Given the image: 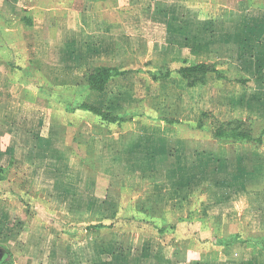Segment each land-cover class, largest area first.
Instances as JSON below:
<instances>
[{
    "label": "crops",
    "instance_id": "0c3cea01",
    "mask_svg": "<svg viewBox=\"0 0 264 264\" xmlns=\"http://www.w3.org/2000/svg\"><path fill=\"white\" fill-rule=\"evenodd\" d=\"M229 1L0 0V264H68V259L78 258L76 246L70 257L55 255V248L65 243L59 241L41 262L39 250L33 254L40 247L39 237L30 233L20 242L17 237L12 240L4 234V230L10 231L14 226L10 217L19 215L22 207L26 210L20 199L33 192L29 186L32 179L39 174L40 179L47 177V182L56 169L59 176L61 169L73 172L71 161L77 164L76 176L69 183L68 173L60 176L64 181L58 185L59 192L54 189L59 197L62 195L65 201H71V206L74 204L72 207L78 211L76 219L95 208L98 215L89 222H101L106 219L98 211L103 206L110 215L115 213L109 201L96 196L95 188L100 170L113 173L115 166L121 164L131 171L128 177L122 176V185L130 183L125 180L136 171L142 178L149 174L156 200H169L177 215L190 213L196 217L193 219L209 223L212 231V237L210 234L205 241H179L172 236L166 242L165 236L153 238L150 234L127 244L110 232L102 242L94 240L91 255L82 260L86 264H264V248L251 244L264 236V135L261 144L220 143L211 133L206 140L204 134L208 130L197 127L198 113L195 124L193 114L192 123H188L191 132L179 137L174 128L179 127L180 117L175 116L173 122L156 120L160 111L153 106L157 102L162 106L168 103L164 98L175 96V92L182 90L179 85H183V91L191 97L201 92L202 98L198 100L214 109L208 81L200 90L184 85L186 81L175 72L157 80L149 72L165 60L190 62L210 53L217 60L240 64V77L251 88L249 92L248 86L237 83L231 92H224L219 89L220 83L214 84L219 98L225 96L223 100L229 102L230 108L236 109L240 104L249 110L231 118L254 119L260 125L254 129L255 134L264 128V12L256 15L264 10V0H235L234 8L225 10ZM213 12L221 18L217 19ZM97 66L116 67L123 73L111 76L103 91L92 90L86 79ZM145 92L151 96L147 97ZM158 94L157 101L153 97ZM82 102L102 108L107 104L112 113L125 111L130 105L140 108L134 110L137 112L131 120L121 124L119 132L112 134L98 116L83 112L85 119L77 127L87 130V136L74 131L71 146L64 109L66 104L73 107ZM192 140L196 142L187 147ZM204 141L216 143V148L203 144ZM85 143L94 150L96 143L102 148L99 165L72 154L73 150H85ZM140 144L145 148V159H129L130 153L140 152L136 151ZM125 155L127 159H121ZM6 174L14 177L3 180ZM158 175H165L170 181L167 198L163 192L167 187L153 179ZM83 179L88 183L82 195L86 202L80 198L82 192L76 191ZM37 196V205L42 208L45 199ZM241 196L250 199L247 205L242 204L250 218H236L242 209L238 207ZM47 198L51 199V194ZM30 199L34 198L30 195ZM232 202L235 217L228 222L225 205ZM136 207L139 214H157L154 208L160 209L159 204L153 206L142 200ZM35 210L31 206L30 215L35 216ZM213 217L221 222L214 224ZM33 226L34 223L32 230ZM241 231L247 232V237ZM233 234L249 239V243L216 244V239ZM20 246L21 254L27 258L21 262V255L15 252ZM29 247H34V252H28Z\"/></svg>",
    "mask_w": 264,
    "mask_h": 264
},
{
    "label": "rangeland",
    "instance_id": "374dc122",
    "mask_svg": "<svg viewBox=\"0 0 264 264\" xmlns=\"http://www.w3.org/2000/svg\"><path fill=\"white\" fill-rule=\"evenodd\" d=\"M234 2L235 0H230L229 2H227L226 3L227 8L225 10L234 8ZM220 9L222 10V8ZM251 11L249 13H251ZM263 12L264 10L262 8L258 11L256 15L258 16V14H263ZM213 14H215V12H213L212 15ZM215 17L217 19L221 18L220 14H215ZM249 25L256 26L257 24L249 23ZM261 37H264V33H262ZM209 55H206V57L204 58L200 57V59L198 60H203V59L208 60V58H211V56ZM198 60L194 59L192 62L198 61ZM215 60H217L216 57H215ZM182 62L183 61L181 60H178L177 62L173 61L171 63L168 60L163 61V63H167V64L170 63L173 67L177 65L178 66L182 65ZM217 63H218L219 68L226 70V72L228 73V76L230 77V80L228 82L222 83V82H219L218 80L217 82H215L216 79L214 78L213 75H210L208 77L207 81L209 82L208 85H210L209 88H211L210 95H212L211 102L213 105L211 108H214V109H210V106L205 104V102L202 103L200 100H198V97L202 98L201 92H199L200 93L199 95L196 94V97H191L190 94H186L185 91H183L186 89V87L183 88V85L182 86L179 85V88H182V90L180 89V91L175 92L176 95L172 96L171 98L170 97L168 98L167 96L164 98L165 100H168V103H165L163 106H162V103H159V102L155 104L152 103L153 106L157 107V110L160 111V112H157V116L155 117V119L156 120L162 119L166 122L167 121L170 122L174 120L175 116H179L181 119L180 125L179 127L176 126L174 129H176V132H178L177 135L179 137H186L183 133L191 132L190 130L191 125L188 123H192V119H193L192 114L193 116L195 115L194 122H193V124H195V120L197 118L196 116L198 115V113H201V112L208 113V115L205 118H203V122L207 126L213 123V120L215 118L219 120H227L231 118L233 115H241L243 112H249L248 109H245L244 105L241 106L240 104H238V107L236 109L230 108L229 102L228 101L225 102V100H223L225 96L222 95V97L219 98V94L217 92L219 89L224 90V92H227L229 90L231 92V90L235 89V84L239 82H234L233 80H235L236 74L240 76V73L238 72V70L240 68L242 69V66L240 64L236 65L233 62H226L222 60H217ZM151 68L153 69V67ZM247 82L248 81L245 80L243 84L245 86H248L247 91L251 92V88H249L250 86L247 84ZM217 83L218 84L220 83L222 85L221 86L222 88L219 87V89H217L216 86L214 85ZM185 84L186 83L184 82V85ZM195 87H198V89H200V87H203V86H195ZM237 89L239 90L240 88H236V90ZM200 90H203V89H200ZM197 91L198 90H196L195 92ZM252 91H254V87ZM144 94H146V92ZM147 95L151 96L150 93H147L146 96ZM224 95H229V93H226ZM158 96H160V94L156 96L157 98L156 97H153V98H155L158 101L160 99ZM66 105L67 106H66V109H64V112L67 113L65 117L67 118L68 123L70 125V129H69L70 135L68 138L69 139L68 144H70L71 146H74L73 141H72V136H73L74 131L78 132L77 135H80L81 133L84 136H87L88 131L82 127L81 128H79V126L77 127L79 121L85 119L83 112L76 110L77 105L73 106L75 108H73L72 105L70 104H66ZM106 106L107 104H105L103 109L108 111L107 109L108 106L107 107ZM203 106H205L204 109H207L206 111L203 110ZM239 106L241 108H239ZM70 107H71V110L69 109ZM137 108H140V107H137L136 105H130L129 107H127L125 111L114 113V114L123 115V117L127 118L126 121H128V120H131L135 116L137 111H134V110L135 109L137 110ZM212 117L214 118L213 120H212ZM236 118H239V117H236ZM244 118H250V117H244ZM253 123H254V129H256V127H260L259 123L255 124L254 119H253ZM71 124L73 125L71 126ZM105 125H106V130L108 131L110 129L111 134L112 132H115V131L119 132L121 130V127L117 129H113L111 125H108V124H105ZM140 134H145V132L141 131ZM204 136H205L204 138H207L206 140H208L210 138V131H207L204 134ZM195 142L194 140L187 142V147H191ZM204 143L208 145L210 148H213V147L216 148V143L214 142L204 141L203 144ZM85 145H84L85 150H81V151L73 150L72 154L74 155V157L75 156L86 157L90 159L88 160V162L92 161L93 164L99 165L98 157L100 156V153H101V150L99 149L101 147L98 146V143H96V146L94 145L95 147V150H94L93 148L87 147L88 144L85 143ZM140 145H141L140 148L136 149V151H140V152L136 153L134 151L130 153V155H128L129 159H132V160L134 159L135 161L139 159L141 160L145 159L144 157L145 148H142V144ZM68 154L70 153L68 152ZM93 155H96V157L94 158ZM121 159L123 160L127 159V156L125 155V157ZM70 167L74 169L73 172H67L68 169L66 170L61 169L60 171V173L62 174L60 176H63V175L65 176V174L68 173L66 177V181H68L67 183L72 181V178L76 176L75 172L78 168L76 162L73 163V161H71ZM18 170L24 171L26 169H18ZM54 173H55L54 175L51 174V176L48 177L47 182H44L45 180L44 178H47V177H43V179H40L39 174L38 176H35V179H32V183L29 186L33 192H30L31 194L29 193L28 195L24 194L23 198L20 199V202H22L23 205H25L26 210L24 209V207H22L23 210L19 213V215L10 217L13 219L14 226L12 229H10V231L4 230V234L7 235L9 239L11 238L12 240H14L17 237L18 241L20 242L25 241L30 233L39 237L40 240H38V242H40L39 244L40 247H38L37 250L35 248V252H34V247L33 249L29 247L26 250L28 252L33 251L34 252L33 254L35 255H36V252L39 250L38 256L41 258L40 260L41 262L45 261L44 259L48 255L51 247L55 244V242L59 243V241H63L65 242L64 245L61 244V246H57L55 248L56 249L55 255L62 256L64 258L65 256L70 257V251L72 250V252H74L78 248L77 251H75V254L77 252L78 258L72 257V259L70 258L68 259V262L67 261L66 262L68 264H71V263L72 264H86L82 260H84L85 257H87L88 255H91L93 249L95 248V244L93 243L95 242L94 240H96L97 242H100V241L102 242L103 237H105V239L108 238L110 235L109 234L110 232H112L111 235H113L114 233L117 234V237L120 238L121 241H124V243L126 244L129 242L135 243L138 237H141V239H146L147 237H150V236H152L153 238L159 237V236L160 237L165 236L166 242H168V240L171 239L172 236L178 240L183 237H186V239H193V240H199V241L208 240L210 237V234L212 237V231L210 229V224L207 223L206 221H200V220L193 219L196 217H192L191 215H189L190 213H187L184 210H183L184 214L177 215L176 212L172 209L171 204L168 203L169 200H156L155 196L153 195L154 188L152 184L149 183V181H151L150 179L151 177L149 174L148 176L146 175V177L142 178V174L139 173V171H136L135 174L132 171V174L134 175L132 177H129L127 180H125L126 182H130V183H126L125 185L124 184L122 185L120 181L122 176L128 177V174L131 173V171L129 172L128 169H123V166L121 164L115 166L113 173H108L106 171L103 172L100 170V173H98L99 175L98 182L96 184L98 185V187L97 189L95 188L96 196L98 198H105V201H109L110 202L109 206H112L111 209L112 210L114 209L115 213L110 215V212L104 209V206H103V208H100L98 211H99V214L103 216V218H106V219L101 220L102 223H104V225L106 226L99 230L86 228V226L89 225L87 222H89L90 220L94 221L98 215L94 212L95 208L86 210V212L82 215L83 218L76 219L77 216H74V215H77L78 211H76L75 207H72L74 204L71 206L70 205L71 201H65L62 198V195L60 196L61 198L59 197V195H57L59 194L57 193V191L59 192L58 185L59 183H61L63 179L62 177L58 175V169H56ZM7 177L13 178L14 176L9 177V175L6 174V177L3 180H5ZM82 178H85V176H82ZM154 178L157 182L162 183V185H165V187H167V188H164L163 190L164 197L167 198L169 196V193L167 192L170 191L169 189L171 186L168 177H166L165 175L164 176L158 175L156 177H153V179ZM87 184L88 183H86V181L84 180L83 183L81 182V185L79 186V190H76L77 193L78 191L79 193L82 192L80 198H82V201L84 202H86L85 200L86 197L82 195L86 193L87 186H88ZM54 187L57 189V191H55ZM195 189H196V192L199 191L198 187H196ZM37 194L40 195L41 197H44L45 200L43 204L45 205V207L43 206V204L40 205L42 206V208L38 207L37 204H39L40 201H38ZM50 194H51V199H48L47 196L49 197ZM30 195L34 198L33 200L30 199ZM53 195H56V197H53ZM67 197L70 198V196L68 195ZM141 200L145 202H149L153 206L159 204L160 209L159 208L156 209V207L154 208L157 211V214H154L155 211L149 212L148 214L147 213L139 214V212L136 210L137 209L136 205H138ZM248 200L250 199L241 196V201H239L240 205H238V207H242V209L239 211L240 216H236V218H242V219H245L246 217L250 218V214H248L247 211L246 212L243 211L245 205L242 206L243 203H246L247 205ZM16 201L17 199H15V201L13 202L14 205ZM256 203L257 202H254V204ZM76 204H78V201L76 202ZM196 205H197V202H196ZM31 206L32 208L34 207V209H36L35 216L30 215L29 208ZM233 206H235L234 202L225 205L227 209V214H228L226 216V219H228L227 220L228 222L231 221L230 218L234 219L235 217L234 216L235 213L232 212L234 211ZM91 214H95V215H91ZM262 217H264V215ZM198 219H202V218L198 217ZM214 219H215L214 224L216 225L217 223L221 222V221L218 222V220H216V217ZM33 223H34V226L32 230L31 225ZM89 223L91 224L93 222H89ZM185 223L186 224L188 223L190 226L185 225ZM204 223H207L206 224L207 226H205ZM178 224L180 225L184 224V225L183 227L180 226L176 229L175 225H178ZM240 226H238L237 229H239ZM229 228L231 230L234 229L233 226H230ZM159 229H164V231L160 232ZM175 232H177V237L174 235ZM246 233L247 232L245 231H241V234L244 238L247 237ZM126 237H128L129 239H126ZM30 238H32V236ZM76 241L78 243H75ZM105 242L106 240L103 241V243ZM74 246H76V249ZM21 251H23V248L21 246L16 248V251H15L16 253L21 255L20 262L25 261L27 259L25 258L24 255L21 254ZM217 252L218 251L214 253L217 254ZM7 254H10L9 250L7 251ZM78 259H81V260L78 261ZM64 260L65 259H63V261Z\"/></svg>",
    "mask_w": 264,
    "mask_h": 264
},
{
    "label": "trees",
    "instance_id": "16d2710c",
    "mask_svg": "<svg viewBox=\"0 0 264 264\" xmlns=\"http://www.w3.org/2000/svg\"><path fill=\"white\" fill-rule=\"evenodd\" d=\"M211 58L208 60H198L191 63L182 62V65L172 67L171 64H160L158 66H153V71L150 72L152 79L157 80L160 78H166L175 72L179 77L186 81L188 87L195 86H204L207 83L208 76L212 74L216 80L219 82L225 83L230 80L226 70L219 68L217 61L215 60V55L210 54ZM122 71H119L116 67H107V66H97L90 72L87 76L88 87L92 90L103 91L106 83L109 78L113 75L122 74ZM234 82L243 83L244 78H241L236 74ZM76 110L82 112H90L99 117L100 121L105 125H111L113 129H117L121 124L127 120L123 115H117L111 113L107 110H104L99 105L90 104L87 102H82L77 105ZM208 115L206 112H201L197 122V127L210 131L211 137L220 143H256L261 144L262 137L264 135V128L260 130L258 134L254 133V123L251 118H231L228 120H219L212 117L213 123L205 125L203 118ZM174 120L170 121L173 122ZM108 133H111L110 129ZM3 171V170H0ZM199 223V222H198ZM184 224L175 225L176 229L178 227H183ZM185 225L190 226L188 223ZM104 223L98 222L95 224H89L86 228L92 229L97 228L101 229L105 227ZM160 232H163L164 229H159ZM176 231V230H175ZM177 237V232L174 234ZM186 239L183 237L179 240ZM249 240V239H248ZM248 240L242 239L239 234H233L226 237L216 239V244L227 245L233 244L235 242H244L249 243ZM251 244H258L264 248V236L262 238H256L251 242Z\"/></svg>",
    "mask_w": 264,
    "mask_h": 264
}]
</instances>
